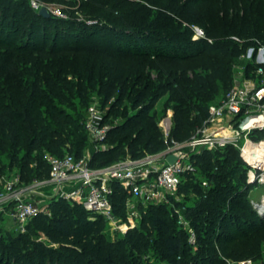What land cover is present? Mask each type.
<instances>
[{"label": "trees", "instance_id": "1", "mask_svg": "<svg viewBox=\"0 0 264 264\" xmlns=\"http://www.w3.org/2000/svg\"><path fill=\"white\" fill-rule=\"evenodd\" d=\"M51 1L60 4L62 0ZM143 1L145 5L130 0L74 2L83 17L77 21L44 17L25 8L23 0H0V119L7 125H0V151H9L11 168L17 150L23 148L29 156L35 144L53 157L69 154L81 159L83 142L78 141L69 153H63V148L69 146L62 142L61 133L67 126L80 131L82 125L60 107L72 109L75 89L85 92L97 85L110 91L120 85V102L132 81L128 96L136 94L134 101L140 108L121 128L111 124L121 116V110L115 104L106 109L104 121L111 124V130L101 143L105 148L90 156L89 167L103 168L117 162L125 147L133 159H139L146 152L163 151L171 141L185 142L204 123L209 105L232 84L233 66L223 59L239 57L248 46H264V0H222L230 2V10L228 13L222 9L217 26L206 11L198 10L196 0H174L170 8H160L159 0ZM22 22L26 27L21 29ZM196 23L212 40L211 45H205L207 39H192ZM13 25L16 28L11 32ZM50 26L52 32L48 31ZM20 31L23 44H14ZM204 53L208 56L196 63L201 64V74L192 70L189 76L187 69H181L167 75L171 83L164 88L170 92L173 126L166 138L148 114L161 96L158 90L162 86L142 71L132 76L111 63L131 57L186 61ZM243 64L247 75L258 67L251 62ZM189 68L194 69L195 64ZM51 122L60 123L59 129L52 130ZM115 130L123 131V135L118 144H108ZM193 159L196 173L186 174L178 190L183 200L168 197L166 203L148 206L159 219V259L172 264L256 259L254 254L264 240V215H259L251 204V188L245 184L246 168L238 151L226 147L205 151ZM49 169L46 159L38 154L30 160L24 158L18 165L21 181L27 182L46 180ZM2 175L0 172V179ZM197 175L200 180L195 178ZM126 198L122 188L113 184L110 201L113 213L122 220ZM148 209L141 212L135 228L110 241L103 233L106 223L100 217L88 213L80 203L53 198L46 211L29 220L24 232L0 235V264H137L133 253L148 246L153 232ZM178 211L195 235L194 245L188 243V234L178 223ZM37 235H44L55 246L34 238ZM170 239L172 244L167 243ZM235 240L243 244L237 255L228 251L229 243Z\"/></svg>", "mask_w": 264, "mask_h": 264}, {"label": "built area", "instance_id": "2", "mask_svg": "<svg viewBox=\"0 0 264 264\" xmlns=\"http://www.w3.org/2000/svg\"><path fill=\"white\" fill-rule=\"evenodd\" d=\"M192 30L193 40L204 39V32L200 28L193 26ZM232 39L238 44L242 43L236 37ZM246 59L258 66L252 71L254 76L245 77V69L234 73L231 86L209 105L207 118L192 137L185 142L171 141L156 156L97 169L89 167L86 156L79 160L69 154L50 156L46 160L50 168L48 178L34 181L28 187L20 186V175L12 179L2 176L0 202L14 203L12 216L16 229L24 232L29 220L41 212L37 206L22 199L24 192L27 189L34 192L40 187H52L54 198L80 203L88 213L100 217L123 235L138 225L141 209L166 203L168 197L180 200L178 190L184 176L196 173L194 156L226 147L238 151L246 168L245 184L250 188L264 186V46L251 48ZM104 118L105 110L101 105L92 103L88 106L83 125L96 150L105 148L101 143L111 130V124L105 122ZM170 155L176 157L172 164L167 162ZM113 184L126 193L125 220L113 213L110 201ZM250 201L258 214L263 216L261 206L264 205V195L259 203ZM178 223L186 230L188 243L194 245L195 235L181 213ZM225 262L254 264L251 259H227Z\"/></svg>", "mask_w": 264, "mask_h": 264}, {"label": "rangeland", "instance_id": "3", "mask_svg": "<svg viewBox=\"0 0 264 264\" xmlns=\"http://www.w3.org/2000/svg\"><path fill=\"white\" fill-rule=\"evenodd\" d=\"M15 1L20 2L22 0H15ZM23 1H24L25 8L29 7L31 8V10L35 12L36 11L40 12L42 8H45L49 12V14L55 19H64L68 17V18H74L75 20L80 21L83 18L81 16V13L79 11L77 12L78 5L82 0H62L60 4L53 3L51 0H23ZM130 1L132 3H136L140 5L146 4V2L143 0H130ZM196 1H197L196 4L199 8L198 10L206 11L209 15L210 20H212L211 22L216 24V26L221 21L218 18L221 15H223L222 9L225 11L227 10L228 13L230 10L231 0L230 2L228 1L227 3L222 0H196ZM74 2L78 3V5H74L73 4ZM172 2H174V0H159L158 4L160 8L162 7L170 8L169 6H171ZM150 9L154 11L155 8L153 6H150ZM61 10H68V13H63L61 12ZM172 10L174 9L173 8L170 9V12H172ZM196 25L194 26L200 29L202 28L200 24L196 23ZM24 27H26V25L24 22H22L21 29ZM15 28H16L15 25H13V27L9 28V30L13 32ZM49 28L50 29L48 31L52 32V26H50ZM204 39H207L205 33H204ZM23 40H24V35L22 34V31H20L16 35V43L14 44H18V45L23 44ZM211 44H212V40L207 39V44L205 45L209 46ZM251 48H255V47L248 46L247 48H245L246 51L242 52L237 58L231 59L230 56H228L223 59L224 62H227V64L229 63L230 66H233L232 67L233 75L238 70L242 72L244 71L243 61H245V63L248 62L246 58ZM254 54H255V50H254ZM206 56H208L207 53H204L202 57L200 56L197 58H191L190 60L188 59L186 61H174V60L172 61L166 58H161L158 60H151L147 58L131 57V58L111 60V63L116 67L122 68L126 74H129L132 76H134L137 70L142 71L144 74L149 76L150 79L156 85L162 86V88L158 90L161 96L156 100V102L148 110V114L155 121L158 127L162 130L163 134L166 135L168 134L170 128L173 126V112L169 108L171 103L168 102L170 92L164 88L165 86H167V84L171 83V80H170L171 78H168L167 75L171 72V70L173 71L178 70L179 72L181 69L182 70L187 69V73L189 76L192 70L201 74L203 70L201 68V64H196V63L202 58H205ZM243 57L245 58L243 59ZM228 58H230V61ZM190 64L191 65L195 64V68L194 69L189 68ZM244 76L252 78L254 75L252 74V71H251L249 72L248 75L244 74ZM131 84H132V81H130L129 85H127V87L124 89L123 99L120 102L117 99L119 96L120 85H117L112 91H110V89L108 88H105L106 86H101V85L99 86L97 85L96 88L94 89L89 88L85 92L83 91L78 92L75 89L74 91L75 95L71 96L72 99L70 101V103L73 104V108L71 109L65 105H62L60 108L65 110V112L70 113L75 118V120L82 125V127L80 131H77L67 126V129L61 133V136L63 137L62 142L67 143V145L69 146L68 148L67 147L63 148L64 150L63 153H69L70 152L69 148L73 149L77 145L78 141L84 143V147L82 148V151H81L82 156H86L90 158L94 150H96L92 140L86 134L85 130H83V123L85 121L86 111L90 104L97 103L98 105L103 106L105 111L106 109L110 108V106H113L115 104L121 110V113H122L120 117L111 121L112 126L116 128H121L123 125H125L130 120V118H132L136 114V111L140 107L136 108L137 105L135 104V101H134L136 94L133 95L132 97H130V95L128 96V91H129ZM172 88H175V85H173ZM99 90H101L100 94H99ZM83 97L86 98V101L83 100ZM148 100L149 98H146L145 103L146 102L148 103ZM142 102L139 104V106L140 105L142 106L143 104ZM78 114H81V118ZM0 120H1L0 125L6 124L4 123V121H2L3 119H0ZM59 127H60V123H52V130H57L59 129ZM66 131H68L67 135H65ZM122 135H123V131L115 130L112 133V136L110 137L107 143L113 144V145L118 144ZM64 138H66L67 141L64 140ZM35 146H36L35 151L29 156L25 152V149L23 148L18 149L16 152V163L14 164L15 167L13 166L12 168L10 167V159L8 156L9 151L6 150L7 148L0 151V172H2L3 174L2 176H4V178H7V179H12L14 177H17L19 175V171H18L19 162H22L24 158L27 159L28 157V159L30 160L31 158H33V156L38 154V155L43 156V158L47 160V158L52 156L49 151L40 147L38 144H35ZM156 154L157 153L146 152L144 156H142L139 159L143 160L148 157L156 156ZM129 160H138V159H133L131 157V154L129 153V150L125 147L123 152H121L117 162L113 164L123 163ZM157 164H161V163H157ZM195 178L200 180V177L198 175L195 176ZM32 183L33 182L22 181L20 183V186L28 187ZM0 185H1V179H0ZM35 190L36 191L34 192H29L27 189L24 192L22 199L24 201L30 202L33 205L37 206L41 211H46L47 204L49 203L50 200H52L55 197L52 187H47V188L40 187ZM263 195H264V186H261V185L252 186L250 189V193H249V199L254 202L259 203L261 202ZM189 196L193 198L192 194H189ZM179 199L180 201L183 200L182 196H179ZM187 201L188 202H186V204L190 205L191 202L189 200ZM7 204L10 206L9 214L7 213L6 216L4 215L3 218L1 217V214H0V218L2 219V221H4L3 224L0 223V235L5 234L6 232H10L14 235V234H17L18 232V230L16 229V224L12 216L14 212L13 211L14 203L7 202ZM148 208L149 207L145 209H141V212L143 210H147ZM147 212H149L150 214L153 232L150 235L148 246L136 253H133V255L135 256L136 263L137 264H172L170 260L167 261L166 259H159L161 257H159V219H158V215L156 214V212L149 211V209ZM183 220L186 221L185 216H183ZM198 222H201V221L198 220ZM199 226H201V224H199L198 227ZM262 232H264V230ZM103 233L106 236V238L110 241H115L121 236L117 231L113 230V228H111L108 224H106V227ZM34 238H37L38 240L44 242L45 244H47V246H55L51 244L48 238H46L44 235H37V236H34ZM167 243L172 244L171 239L170 241H167ZM242 245H243L242 243L235 240L229 243L228 251L235 254L237 253L238 249ZM254 255L256 256V259H251L254 262V264H264V240L260 245V249L256 251Z\"/></svg>", "mask_w": 264, "mask_h": 264}, {"label": "crops", "instance_id": "4", "mask_svg": "<svg viewBox=\"0 0 264 264\" xmlns=\"http://www.w3.org/2000/svg\"><path fill=\"white\" fill-rule=\"evenodd\" d=\"M96 150H94L95 152ZM10 203V202H8ZM13 210V208H12ZM9 211H10V206L7 204V202L5 201H1L0 202V214H1V217L3 218L4 215L6 216V214L8 213L9 214ZM0 223H4V221H2V219L0 218Z\"/></svg>", "mask_w": 264, "mask_h": 264}, {"label": "water", "instance_id": "5", "mask_svg": "<svg viewBox=\"0 0 264 264\" xmlns=\"http://www.w3.org/2000/svg\"><path fill=\"white\" fill-rule=\"evenodd\" d=\"M39 13H40V15H42L44 17H49L50 16L49 12L45 8H42ZM175 160H176L175 155H170V156L167 157V162L169 164H172ZM261 209L264 211V205L261 206Z\"/></svg>", "mask_w": 264, "mask_h": 264}]
</instances>
